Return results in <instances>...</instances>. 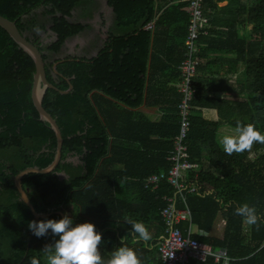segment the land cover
<instances>
[{
	"label": "trees",
	"instance_id": "16d2710c",
	"mask_svg": "<svg viewBox=\"0 0 264 264\" xmlns=\"http://www.w3.org/2000/svg\"><path fill=\"white\" fill-rule=\"evenodd\" d=\"M243 3L247 16L240 29L250 35L235 44L233 51L245 63V80L239 88L246 98L227 102L218 114L221 123L234 129L239 121L252 123L264 133V0ZM84 4L86 0H0V16L16 23L21 35L42 53L48 81L58 90L72 84L67 93L48 89L43 98L45 111L60 129L61 161L49 174L26 175L23 187L37 214H52L44 220L63 218L55 213L64 214L63 209L70 205L73 226L94 224L102 235L99 249L105 261L115 248L128 246L143 264H161L157 249L150 251L149 241L136 242L125 217L142 222L149 232L156 224L163 233L161 212L167 207L164 198L175 191L167 179L156 191L146 188V181L152 175L167 176L173 167L169 157L179 131L181 95L176 94L174 132L163 135L161 142L151 140V136L165 125L152 123L142 113L128 108H140L144 103L152 106L156 90L152 74L160 57L157 49L161 33L157 30L168 26V15L181 8L180 20L186 21L187 26L180 37L185 41L188 4L169 6L166 14L154 20L153 0H107L121 35L109 34L96 58L71 57L50 62L38 39L27 36L36 28L35 13L45 9L44 15L50 18L55 42L47 50L56 57L68 40L76 39L87 29L81 23H71L74 10ZM209 6L204 0L207 18ZM27 18L31 21L25 22ZM209 29V24L203 26L201 43ZM185 53L184 43L177 62L180 67ZM204 56L203 49L195 56L199 61L197 92L191 103L192 128L187 141L188 161L197 165L187 177L196 173L201 190L186 195V204L191 224L199 233H213L219 219L225 222V229L222 239L197 235L193 238L227 251L231 264H264V144L231 156L220 147V125L205 121L196 111L199 68ZM54 66L57 76L53 74ZM35 72L33 60L0 28V264H30L33 257L40 264H47L44 246L59 239L50 230L42 237L31 232L28 223L34 219L15 185V177L22 170L48 166L56 149L54 132L40 120L33 104ZM174 72L176 77L181 76L180 70ZM175 89L179 91V84ZM128 119L131 124L127 128ZM209 192L212 194L205 195ZM243 203L257 209L261 217L259 230L255 226L249 228L235 215V208ZM180 229L185 231L187 226L181 224Z\"/></svg>",
	"mask_w": 264,
	"mask_h": 264
},
{
	"label": "crops",
	"instance_id": "0c3cea01",
	"mask_svg": "<svg viewBox=\"0 0 264 264\" xmlns=\"http://www.w3.org/2000/svg\"><path fill=\"white\" fill-rule=\"evenodd\" d=\"M153 1L154 20L162 14H166L169 6H179L186 3V0ZM243 1L207 0L211 6L208 7L206 25L209 24L210 29L205 32L202 41L203 56H205L202 66L199 68L196 111L202 114L205 121L220 125L217 136L218 143L223 135L234 134V128L220 122L218 109L224 107L227 102H241L246 98V95L242 94L239 88L245 80V63L238 60V55L233 51L235 44L239 45L240 40L246 39L250 35L245 29H240L241 22L247 16L242 8ZM177 9L180 10L168 15L170 16L167 20L169 25L157 30L159 35L161 33L157 49V54L160 53V57L157 58L156 71L152 74V83L156 85L154 86V90H156H153L155 96L152 106L148 107L144 103L140 108H128V111L142 113L152 123L165 125L164 128L157 130V134L151 136V140L160 142L163 140V135L174 132V125H176L174 123L177 111L176 94L178 95L179 91L178 89L176 91L175 88L176 84H180V76L179 78L176 77L174 70H180V65L177 62L182 56L185 43L180 35L184 34L187 26L186 21L180 20L182 15L178 11L181 12V8ZM92 10V35H87L85 40H80L82 44L77 47V51L82 53L78 58L87 60L98 56L99 51L105 46L109 34L121 35L115 28L114 13L108 7L107 0H93ZM231 22H235V24H231ZM259 48L258 46V50H260ZM129 124H131L130 119L126 122L127 128ZM220 147L222 148L221 145ZM63 212L64 215L70 217L72 212L70 205L64 208ZM224 229L225 222L219 219L213 233L204 235L199 233L195 226L192 227V233L198 237L222 239ZM150 234L152 237L149 241L151 244L150 251L156 252L162 237V228L155 224ZM146 249H148V245ZM2 255L5 258L4 254Z\"/></svg>",
	"mask_w": 264,
	"mask_h": 264
},
{
	"label": "built area",
	"instance_id": "2783aa9c",
	"mask_svg": "<svg viewBox=\"0 0 264 264\" xmlns=\"http://www.w3.org/2000/svg\"><path fill=\"white\" fill-rule=\"evenodd\" d=\"M188 4L189 25L185 38V60L181 64L179 92L181 95L178 106L179 131L174 138V151L169 157L173 167L169 174L152 175L146 181V188L156 191L162 180L167 179L174 188V195L164 199L167 207L161 212L163 233L157 245L158 258L161 264H189L190 260L202 264H231L233 260L227 251L215 249L209 244L199 243L192 233L191 213L186 204V195L198 194L197 174L187 177L188 171L197 168L188 161V138L192 128V106L195 88V77L198 73L199 61L196 55L202 51V28L208 22L204 0H186ZM151 28V25H148ZM187 229L182 231L180 225Z\"/></svg>",
	"mask_w": 264,
	"mask_h": 264
},
{
	"label": "clouds",
	"instance_id": "9594fccd",
	"mask_svg": "<svg viewBox=\"0 0 264 264\" xmlns=\"http://www.w3.org/2000/svg\"><path fill=\"white\" fill-rule=\"evenodd\" d=\"M219 144L227 155H239L251 151L255 144H264V133L257 130L252 123L241 124L238 121L234 134L223 135L219 139ZM211 194L209 192L205 195ZM234 213L240 216L242 222L249 228L255 226L259 230L261 217L254 206L240 204ZM125 221L131 225L137 243L141 241L147 243L151 240V234L142 222L134 221L127 216ZM28 228L36 237L46 236L49 230L59 237L54 244L44 246L47 264H143L136 251L128 246L115 248L110 258L105 261L99 249L102 235L96 231L95 225L85 222L73 226V220L67 215L59 220L30 221ZM30 264H40V261L33 257Z\"/></svg>",
	"mask_w": 264,
	"mask_h": 264
},
{
	"label": "water",
	"instance_id": "95a60500",
	"mask_svg": "<svg viewBox=\"0 0 264 264\" xmlns=\"http://www.w3.org/2000/svg\"><path fill=\"white\" fill-rule=\"evenodd\" d=\"M0 28L3 29L10 37L11 39L19 46V48L25 52L34 62L36 67V72L34 75V82H33V89H32V99L33 104L35 108L37 109L40 120L42 122H45L49 125L51 130L54 132L56 137V149L54 152V158L52 162L46 166L45 168H37V167H28L24 170H22L16 177H15V185L21 195V200L26 204V207L28 208L30 214L32 215L34 221H42L45 218L51 216V215H45V214H37L34 209L33 205L28 198L27 191L23 187V178L28 174H49L54 171V169L57 167V165L61 161V148H62V136L60 133V129L55 121V119L45 111V108L43 107V98L47 92L48 89H56L47 79L46 74V64L43 59V55L40 52V50L28 42L24 36L21 35L19 30L17 29L16 23L11 22L7 20L6 18H3L0 16ZM56 66L53 67V74L55 76L58 75L56 72ZM72 89V84H69L68 88L65 90H58L60 93H67ZM26 197V198H25ZM55 214H59L62 217L65 215L61 212H56Z\"/></svg>",
	"mask_w": 264,
	"mask_h": 264
},
{
	"label": "rangeland",
	"instance_id": "374dc122",
	"mask_svg": "<svg viewBox=\"0 0 264 264\" xmlns=\"http://www.w3.org/2000/svg\"><path fill=\"white\" fill-rule=\"evenodd\" d=\"M92 2L93 0H86V4L74 10L72 14L71 23H81L88 29L87 32L77 37L76 39L68 40L63 46L62 51L56 57L47 50L48 47L55 42V36L50 31V18L44 15L45 9H40L35 13L34 21L36 23V28L28 32L27 36L30 38L36 37L38 39L39 45L45 50L44 54L48 56L50 62H53V60L55 59L62 60L65 58L81 56L82 53L77 51V47L82 44V41L80 40H85L87 38V35H92ZM27 21L30 22L31 19H25V22ZM192 263L201 264L196 261Z\"/></svg>",
	"mask_w": 264,
	"mask_h": 264
}]
</instances>
